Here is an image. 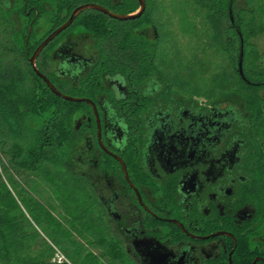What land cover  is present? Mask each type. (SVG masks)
I'll return each instance as SVG.
<instances>
[{"label":"flooded vegetation","instance_id":"1","mask_svg":"<svg viewBox=\"0 0 264 264\" xmlns=\"http://www.w3.org/2000/svg\"><path fill=\"white\" fill-rule=\"evenodd\" d=\"M143 3L16 0L9 15L29 63L76 9L109 13L80 11L35 65L83 100L72 102L83 105L72 164L126 261L264 264V82L243 79L242 89L238 63L215 80L222 68L210 74L205 35L184 32L177 16H146Z\"/></svg>","mask_w":264,"mask_h":264},{"label":"trees","instance_id":"2","mask_svg":"<svg viewBox=\"0 0 264 264\" xmlns=\"http://www.w3.org/2000/svg\"><path fill=\"white\" fill-rule=\"evenodd\" d=\"M146 2V16H177L184 32L205 35L208 70L221 67L214 79L224 81L231 79L227 65L236 68L239 61L230 11L244 80L264 82V55L252 42L264 34V0ZM8 16L0 6V264H54L56 250L74 264H131L94 210L88 179L72 164V119L83 105L56 98L44 86ZM235 79L243 89L244 80Z\"/></svg>","mask_w":264,"mask_h":264},{"label":"water","instance_id":"3","mask_svg":"<svg viewBox=\"0 0 264 264\" xmlns=\"http://www.w3.org/2000/svg\"><path fill=\"white\" fill-rule=\"evenodd\" d=\"M16 0H0V6L1 8L3 9V11L5 13H8L10 11L13 10V7H14V3H15ZM140 5H141V11L144 7V3H143V0H140ZM91 8H94V9H98V10H101V11H104L106 13H108L107 11L101 9L100 7H97V6H94V5H85V6H82L78 9H76L73 13V15L71 16L69 22L62 26L61 28L57 29L54 33H52L43 43L40 44V46L35 50L34 54L32 55V57L30 58L29 60V63L33 69V71L35 72V74L37 76H39L40 78H42L47 86L49 87V89L52 91V93H54L56 96L58 97H61L63 98L64 100L66 101H70V102H78V101H83V100H80V99H74V98H71V97H68V96H65V95H62L59 91H57L56 88H54V86L52 84H50V82L38 71V69L36 68V65H35V61H36V57L37 55L42 51V49L45 47V45L53 39V37L55 35H57L60 31H62V29H64L65 27H67V25H69V23H71V21L75 18V16L82 10L84 9H91ZM109 14V13H108ZM229 15H230V18L232 20V15H231V12L229 11ZM111 17H114L116 19H119V20H123V19H127L125 16H118V15H113V14H110ZM137 16V15H136ZM136 16H132V18L136 17ZM9 20L12 22V18L11 16L9 15L8 16ZM241 58H242V52L240 53V57H239V61H238V70H239V73L241 75V78L244 79V76H243V71H242V61H241ZM87 101V100H85ZM88 102V101H87ZM149 263L150 264H157L156 260H153V259H150L149 260Z\"/></svg>","mask_w":264,"mask_h":264},{"label":"rangeland","instance_id":"4","mask_svg":"<svg viewBox=\"0 0 264 264\" xmlns=\"http://www.w3.org/2000/svg\"><path fill=\"white\" fill-rule=\"evenodd\" d=\"M252 42L256 45V48L258 49L259 54L264 55V34L257 36L252 40ZM193 80H197V78H201L200 76L197 77L196 72H191Z\"/></svg>","mask_w":264,"mask_h":264},{"label":"built area","instance_id":"5","mask_svg":"<svg viewBox=\"0 0 264 264\" xmlns=\"http://www.w3.org/2000/svg\"><path fill=\"white\" fill-rule=\"evenodd\" d=\"M54 264H74L62 252L56 250L52 259Z\"/></svg>","mask_w":264,"mask_h":264}]
</instances>
